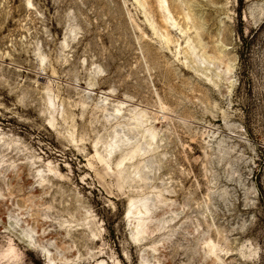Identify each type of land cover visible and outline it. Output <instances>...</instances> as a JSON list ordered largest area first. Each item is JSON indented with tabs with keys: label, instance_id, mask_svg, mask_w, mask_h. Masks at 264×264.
I'll list each match as a JSON object with an SVG mask.
<instances>
[{
	"label": "rangeland",
	"instance_id": "obj_1",
	"mask_svg": "<svg viewBox=\"0 0 264 264\" xmlns=\"http://www.w3.org/2000/svg\"><path fill=\"white\" fill-rule=\"evenodd\" d=\"M164 4L0 0V264H264V0Z\"/></svg>",
	"mask_w": 264,
	"mask_h": 264
},
{
	"label": "bare ground",
	"instance_id": "obj_2",
	"mask_svg": "<svg viewBox=\"0 0 264 264\" xmlns=\"http://www.w3.org/2000/svg\"><path fill=\"white\" fill-rule=\"evenodd\" d=\"M164 2H165V0H155V4H156V7L158 8V10L160 11V12H162V19H163V22H165V23H167L168 21H171L172 22V20H171V15H169V12H168V10L166 9V6H164L165 4H164ZM143 6V5H142ZM157 10V11H158ZM159 12V13H160ZM161 15V14H160ZM161 17V16H160ZM161 21V20H160ZM170 23V22H169ZM174 23V22H173ZM171 24V23H170ZM155 25V24H154ZM153 25V26H154ZM164 26V25H163ZM166 26V25H165ZM156 27V26H155ZM158 28V27H157ZM154 30H156V29H154ZM157 32H159L158 31V29H157V31H156V33ZM162 32V31H161ZM161 32H159V33H161ZM167 33V32H166ZM165 32L162 34V37H164V39H165V41H169V38H168V36H167V34H166ZM161 36V35H160ZM168 43V42H167ZM228 66V65H227ZM118 106H120V105H117V107ZM116 107V106H115ZM121 107V106H120ZM119 108V107H118ZM135 110V109H134ZM115 111H118V109H116V110H114V112ZM120 111V110H119ZM116 114V113H115ZM137 116V118H135L134 120L136 121V125H141L142 123H143V121L141 120V117H143V113L142 112H138L137 114H136ZM134 116V115H133ZM133 118V117H132ZM50 120V119H49ZM131 127V126H130ZM129 127V128H130ZM144 130V129H143ZM153 130V129H152ZM152 130H150V129H145L144 130V133H146L149 137H150V139H152V137H153V132H152ZM113 137V136H112ZM115 138L113 137V140H114ZM116 139H118V138H116ZM125 140V139H124ZM116 141V140H115ZM112 142V141H111ZM150 142H152V141H150ZM119 144V143H118ZM116 145V144H115ZM127 146V145H126ZM129 146V145H128ZM127 146V147H128ZM148 146H149V144H148ZM129 148V147H128ZM126 149V148H125ZM140 150V149H139ZM141 151V150H140ZM121 152V151H120ZM123 152V151H122ZM121 152V153H122ZM128 152V151H127ZM142 152V151H141ZM95 153V152H94ZM98 154V153H97ZM120 156V155H119ZM96 157V156H95ZM121 157V156H120ZM139 157V156H138ZM102 158V157H101ZM118 160V159H117ZM116 160V161H117ZM103 162H104V160H103ZM124 163V162H123ZM104 164H106V163H104ZM122 164V163H121ZM120 164V165H121ZM106 167V166H105ZM100 170V169H99ZM106 170V169H105ZM108 170V169H107ZM98 171V170H97ZM121 171V170H120ZM138 171V170H137ZM99 172V171H98ZM100 173V172H99ZM101 173H102V171H101ZM106 173V172H105ZM116 173V172H115ZM139 174V173H138ZM108 175V174H107ZM112 175V174H111ZM120 175V174H119ZM114 176V175H113ZM139 176V175H138ZM143 177V176H142ZM139 178V177H138ZM145 179V178H144ZM124 180H125V178H124ZM123 180V181H124ZM122 181V182H123ZM116 183V182H115ZM116 185V184H115ZM118 187V186H117ZM119 188V187H118ZM150 211V207H149V205L147 204V201H146V199L144 198V199H140V200H138V201H129V203L127 204V215H128V217L130 216V217H133V222H134V226L132 227V228H134V230H135V235L134 236H137V234H140V233H144V232H147L146 230V220H148L149 221V212ZM148 215V216H147ZM129 221V220H128ZM131 222V221H130ZM133 222H132V224H133ZM137 237H139V235L137 236ZM213 244V243H212ZM208 247V246H207ZM213 248V246H211V249ZM214 249H216V248H214ZM12 250V249H11ZM212 252V251H211ZM48 257V256H47ZM50 259V258H49Z\"/></svg>",
	"mask_w": 264,
	"mask_h": 264
}]
</instances>
